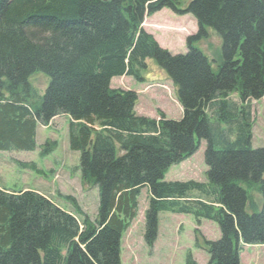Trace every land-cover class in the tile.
Instances as JSON below:
<instances>
[{
  "label": "trees",
  "instance_id": "trees-1",
  "mask_svg": "<svg viewBox=\"0 0 264 264\" xmlns=\"http://www.w3.org/2000/svg\"><path fill=\"white\" fill-rule=\"evenodd\" d=\"M185 3L0 0V152L36 151L38 127L67 117L82 183L100 193L93 220L74 197L66 200L75 214L38 192L0 189V264H122V240L143 188L150 192V248L161 212L220 226L219 241L203 239L209 264H241V244L264 245V203L260 211L254 198L264 202V148H253L252 107L264 98V0ZM164 9L197 22L185 55L161 48L143 28ZM211 31L222 40L212 61L197 48ZM150 61L173 83L180 121L139 116L138 94L112 88L116 78L144 83ZM37 73L50 78L43 97L30 84ZM202 141L207 182H165ZM57 146L45 144L43 157ZM187 264L198 263L189 254Z\"/></svg>",
  "mask_w": 264,
  "mask_h": 264
},
{
  "label": "rangeland",
  "instance_id": "rangeland-1",
  "mask_svg": "<svg viewBox=\"0 0 264 264\" xmlns=\"http://www.w3.org/2000/svg\"><path fill=\"white\" fill-rule=\"evenodd\" d=\"M192 0H186L185 7ZM144 30L151 34L161 48L172 55L188 53L186 40L197 33L198 27L192 15L179 16L169 9H164L155 16L146 18ZM210 60L222 53V40L214 32L210 39L198 44ZM217 58V57H216ZM217 70V65L213 64ZM144 83H137L128 77L116 78L112 88L135 91L138 102L135 108L137 115L160 120L161 114L167 119L180 121L183 118L182 106L177 98L173 83L162 70L150 61L149 71ZM30 84L39 97H43L50 85V78L37 73L30 79ZM232 99L240 101L237 93ZM253 107V148H264V98L252 102ZM69 126L67 117L55 118L49 126H39L37 131V150L28 152H0V189L8 192L30 190L39 191L49 196L61 208L75 214L67 197H74L82 211L91 219H96L100 193L98 187H85L80 171V156L69 146ZM57 142V148L46 157L42 148L47 143ZM207 143L202 141L199 151L187 162L173 166L165 176L167 183H185L195 181L207 182L208 167L205 164ZM15 189V190H14ZM259 206L263 208V198L254 194ZM150 192L143 188L139 196V213L126 232L122 264H187L191 254L198 264H209L210 255L204 248L205 240L216 242L222 238L220 226L212 221L203 220L199 225L193 216L179 215L171 212L159 214V234L153 248L145 240L146 212L149 207ZM247 212L253 211L248 207ZM82 222L83 216H77ZM200 231L203 238L198 237ZM124 238V237H123ZM242 264H264V245L241 244Z\"/></svg>",
  "mask_w": 264,
  "mask_h": 264
},
{
  "label": "crops",
  "instance_id": "crops-1",
  "mask_svg": "<svg viewBox=\"0 0 264 264\" xmlns=\"http://www.w3.org/2000/svg\"><path fill=\"white\" fill-rule=\"evenodd\" d=\"M156 15V14H155ZM154 15V16H155ZM126 78V80L128 79V77H125ZM122 80H124L123 78L121 79V81ZM129 80V82H130V80L131 79H128ZM113 84V83H112ZM115 89H117V88H115ZM122 90H124V89H122ZM135 92V91H134ZM182 112H183V109H182ZM140 116H143V115H140ZM187 162V161H186ZM185 163V162H184ZM15 190V189H14ZM35 192H38V193H40V194H43L42 192H39V191H35ZM45 195V194H44ZM47 198H49V196H47V195H45ZM128 233V232H127ZM124 244H125V236H124V238H123V240H122V252L124 251ZM241 264H242V254H241Z\"/></svg>",
  "mask_w": 264,
  "mask_h": 264
},
{
  "label": "water",
  "instance_id": "water-1",
  "mask_svg": "<svg viewBox=\"0 0 264 264\" xmlns=\"http://www.w3.org/2000/svg\"><path fill=\"white\" fill-rule=\"evenodd\" d=\"M103 1H116V0H103Z\"/></svg>",
  "mask_w": 264,
  "mask_h": 264
}]
</instances>
